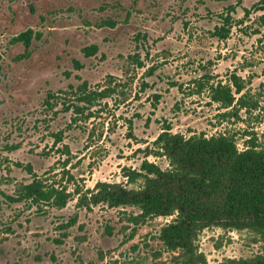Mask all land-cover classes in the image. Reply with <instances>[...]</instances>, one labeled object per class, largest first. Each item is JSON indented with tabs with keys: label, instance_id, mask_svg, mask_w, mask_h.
Returning <instances> with one entry per match:
<instances>
[{
	"label": "rangeland",
	"instance_id": "rangeland-1",
	"mask_svg": "<svg viewBox=\"0 0 264 264\" xmlns=\"http://www.w3.org/2000/svg\"><path fill=\"white\" fill-rule=\"evenodd\" d=\"M260 7L264 0H0V264H170L158 235L171 217L133 234L135 208L87 210L73 200L57 209L8 196L32 181L29 164L69 190L126 182L123 168L139 169L140 149L167 124L188 136L230 132L240 149L246 130L264 142V111L223 120L207 91L194 92L205 75L225 84L236 74L264 107ZM229 14L230 33L220 39L215 29ZM28 29L42 37L30 47L13 43ZM85 84L104 93L91 106L79 100ZM148 159L168 167L166 158ZM198 243L208 264L264 251L247 231L209 228Z\"/></svg>",
	"mask_w": 264,
	"mask_h": 264
},
{
	"label": "trees",
	"instance_id": "trees-1",
	"mask_svg": "<svg viewBox=\"0 0 264 264\" xmlns=\"http://www.w3.org/2000/svg\"><path fill=\"white\" fill-rule=\"evenodd\" d=\"M223 21L224 25L215 29V36L220 39H226L230 33L225 23H231V15ZM107 24L115 26L111 22ZM35 37L40 39L42 34L28 29L14 37L13 43L21 42L30 47ZM97 50L94 46L84 53L91 57ZM212 80L209 75L196 79L194 92L207 91L211 101L225 110L219 115L223 120H243V111L248 116L264 111L260 100L246 90L245 81L236 74L231 76L229 83L215 84ZM86 86L80 89L79 100L91 106L104 93H88ZM84 108L75 107L79 113H83ZM263 120L264 114L259 122ZM245 132L244 148L240 149L236 135L230 132L188 136L174 133L167 124L152 145L140 149L145 153L140 168H123L126 182L99 181L87 189L75 184L74 189L69 190L67 185L58 186L38 176L29 164L26 168L32 181L20 185L15 195L8 198L12 202H30L57 209L67 207L73 200L77 201L78 208L87 210L97 206L135 208L139 211L131 212L129 217L134 226L133 234L151 220L171 217L158 235L165 252L172 255L170 264H208L198 243L206 229L247 231L255 235L257 242L264 243V142L254 130ZM60 141L62 136L57 135V142ZM151 155L166 158L168 167L150 161ZM75 222L70 219L62 227L66 229ZM2 236L0 230V240ZM222 264H264V251L247 258L225 259Z\"/></svg>",
	"mask_w": 264,
	"mask_h": 264
},
{
	"label": "flooded vegetation",
	"instance_id": "flooded-vegetation-1",
	"mask_svg": "<svg viewBox=\"0 0 264 264\" xmlns=\"http://www.w3.org/2000/svg\"><path fill=\"white\" fill-rule=\"evenodd\" d=\"M111 27H114V26H111Z\"/></svg>",
	"mask_w": 264,
	"mask_h": 264
}]
</instances>
